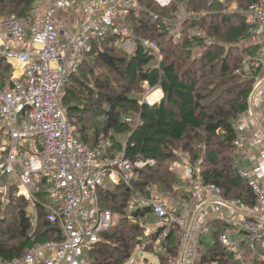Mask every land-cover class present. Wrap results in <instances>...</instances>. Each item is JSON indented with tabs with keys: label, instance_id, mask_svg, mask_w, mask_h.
<instances>
[{
	"label": "built area",
	"instance_id": "2783aa9c",
	"mask_svg": "<svg viewBox=\"0 0 264 264\" xmlns=\"http://www.w3.org/2000/svg\"><path fill=\"white\" fill-rule=\"evenodd\" d=\"M154 1L161 8L176 3L171 17L154 16L174 41L216 42L208 43L204 29L190 26L206 13L187 11V0ZM217 1L225 13L238 15L248 28L239 44L245 52L235 74L253 86L247 110L235 120L233 145L239 175L248 184L255 205L224 202L221 188L204 181L201 158L193 163L188 160L183 167L192 186L187 197L211 194L213 202H205L202 209L207 211L211 203L220 220L245 233L248 249L255 250L264 243V0H255L247 9L232 7L228 0ZM74 2L81 3V19L73 31L63 30V13ZM141 11L138 0H35L29 16H0V60L13 68L10 84L0 90L1 200L4 206L9 204L12 188H16V195L30 203L36 223L38 193L44 189L47 203H41L61 238L36 244L23 256L0 264H91L90 253L114 223L112 212L100 205V190L108 185L132 187L136 171L154 165L152 160L127 159L125 147L113 156L109 143L100 142L96 148L78 143L64 106L65 87L91 52L93 41L114 35L116 46L123 49L125 19ZM141 42L158 53L155 43ZM126 122L132 125L134 121L127 118ZM181 201L186 208L188 198ZM128 205L130 210H151L154 227L140 226L146 233L159 232L157 245L172 227L180 229L181 256L172 259V264H197L203 244L200 235L187 227L185 215L178 212L177 199L150 186L145 195L135 192ZM227 207L243 216L237 221L227 219ZM205 211L197 221L199 226ZM221 243L236 256L238 247L229 230L222 233Z\"/></svg>",
	"mask_w": 264,
	"mask_h": 264
},
{
	"label": "trees",
	"instance_id": "16d2710c",
	"mask_svg": "<svg viewBox=\"0 0 264 264\" xmlns=\"http://www.w3.org/2000/svg\"><path fill=\"white\" fill-rule=\"evenodd\" d=\"M254 1L228 0V4L247 9ZM138 2L142 11L132 12L125 19L132 32L128 38L135 43L134 52L118 48L114 35L93 41L91 52L83 57L78 72L65 87L64 106L78 143L96 148L105 142L113 156L125 147L129 160L154 161L153 166L136 171L132 187L122 184L100 190V205L112 212L114 223L90 253L91 264H127L139 246L150 249L156 245L159 232L145 234L139 223L149 219L151 210H130L128 201L135 192L145 195L150 186L171 197L178 179L165 164L174 158L169 150L177 145L190 162L203 158V179L220 187L222 197L249 207L255 205L233 159L235 120L247 110L252 91L251 82L235 74L242 63L244 49L239 44L247 24L238 15L225 13L217 0H187V10L206 13L190 26L206 30L219 43L205 45L201 39L176 42L161 21L154 20L156 15L171 17L176 3L161 8L154 0ZM34 5L35 0H0V16H29ZM146 40L156 45L161 40L158 49L162 61L142 46L141 41ZM198 48L205 49L199 66L190 59ZM179 51L182 54L176 56ZM96 62L105 70L103 79H98ZM185 65L187 69H183ZM12 71L0 60V90L10 84ZM141 84H147L152 91L162 90V100L152 106L142 103L145 92ZM127 118L134 123L128 124ZM9 197L10 203L4 206L0 196V261L21 257L36 244L61 239L59 228L48 221L42 205L47 203L44 189L38 193L36 223L30 203L17 196L15 188ZM210 224L214 241L209 253L202 248L197 264H239L234 253L221 243L222 233L232 227L220 219ZM159 245L166 256L180 257V229L172 227ZM260 249L252 264H264V250Z\"/></svg>",
	"mask_w": 264,
	"mask_h": 264
},
{
	"label": "rangeland",
	"instance_id": "374dc122",
	"mask_svg": "<svg viewBox=\"0 0 264 264\" xmlns=\"http://www.w3.org/2000/svg\"><path fill=\"white\" fill-rule=\"evenodd\" d=\"M184 6H185V4H184ZM231 6H232V4H231ZM235 6L236 5H233L232 7H235ZM185 9H186V7H185ZM187 11H189V10H187ZM124 32L126 33L125 38H124L125 39L124 43L126 44L128 42V40H130L128 37L132 36V32L129 29V25H128V23L126 24V22H125V26H124ZM206 34H207V32L205 30V36H206ZM208 37L210 38V39H208V43H209L211 41V39H213V38H211L210 36H208ZM145 42L146 43H154V42H150L149 40H146ZM157 42H158V45H159L161 43V40H157ZM217 43H219V42H217ZM158 45H157V47H158ZM125 47L127 48V46H124L123 49L127 53L131 54L130 52H128L126 50ZM158 48H160V45H159ZM241 49H243V48H241ZM204 50H205L204 48H198L197 50L192 52V55H191L190 59H192V62L195 61V65L199 66L201 64V57H202V54H203ZM244 52L245 51H243V53H242V57H243ZM153 53H154L155 56H157L158 61L161 60V56L159 54V49H158V53H156L155 51ZM181 54H182V52L179 51V52H177L176 56H179ZM95 68H96L95 69L96 73L99 74V78L98 79H103L102 75H105L104 68L102 66L98 65V62H96ZM183 69H187L186 65L183 66ZM91 85H94V78L91 81ZM251 86H253V82H251ZM141 87H142V89L145 92L144 93V95H145V97H144L145 99L144 100L146 101V100H148L149 95H151V93L154 92V91H152V89H150L147 84H141ZM147 102H149V101H147ZM118 139L122 140V142H123V137H119ZM178 146H180V145H177V147ZM196 146H198V145H196ZM177 147H175L173 150H169V151H173L174 158L172 160L168 161L165 164V166L168 167L169 171L175 173V175H176V177L178 179V182H177V185L175 187V190L171 193V197L175 196L176 198H181V197H186L185 193H187L186 189H184V188L179 190L180 189V184L184 185V181H185L184 178H183V175L185 174V169L183 170L181 168V166H185L188 163V159H187L188 156L186 154H184L181 149H179L180 147L179 148H177ZM196 149H197V147H196ZM198 149H200V148L198 147ZM235 152H237V149L234 147L233 154ZM231 154H232V151H231ZM245 154H248L247 151L245 152ZM224 155H228V153H224ZM233 159H234V161L236 160V158H234V157H233ZM202 160H203V158H202ZM219 169H222L221 165L219 166ZM181 178H182V181H181ZM185 179H186V177H185ZM107 183H109V182H107ZM108 187L111 188V189L113 188L111 185H108ZM190 199H192V198H188V200H190ZM222 200L224 202L231 201V200L225 199L224 197H222ZM180 205L183 206V208H181V212H182L185 209V205H184V203L181 200L179 201V206ZM179 206L177 208L178 212H179V209H180ZM208 210H209V213H207V215L209 217L213 216V217H211L213 220L217 219V218H220L219 214H217V213H215V215H211L212 212H214L213 205L208 207ZM181 212H179V213L181 214ZM139 223L146 224L147 229L148 228H153L154 225H155L154 221H153V217L151 215L149 216V219H147V220L145 219V221L143 220V221H140ZM187 227H188V224H187ZM147 229L146 228L144 229L145 230L144 231L145 234L147 232ZM212 232H213V228H212V226H209L206 229V231L202 232V234H201V241H202V244H203V251L208 252V253H209V250L211 248V244L214 241V236H213ZM241 239H247V236L245 234H242ZM144 246H139L138 248H136L133 251V253H132V261H129L127 264H168V263H170V261H172V259H174V258H170V254H167V256H166L165 250L163 248H161L160 245H157V244L153 245V246H151L150 249H146V248H144ZM260 248H263L262 250H264V243L262 245H260L259 247H257V249L250 250V251H247L248 249L246 250L245 248H243V246H240L239 249H238V253H236L235 257L239 260V264H252L251 261L256 257V255H259V252L261 251ZM171 257L178 258L179 256L177 254L176 256H171Z\"/></svg>",
	"mask_w": 264,
	"mask_h": 264
},
{
	"label": "crops",
	"instance_id": "0c3cea01",
	"mask_svg": "<svg viewBox=\"0 0 264 264\" xmlns=\"http://www.w3.org/2000/svg\"><path fill=\"white\" fill-rule=\"evenodd\" d=\"M80 13H81V3H78V2H74L70 8L68 10H66L64 13H63V23H61L60 25V28H62L63 30H67V31H73L74 29L77 28V24L79 22V20L81 19L80 18ZM131 40V39H130ZM128 40V42L126 44H124V46H127L126 50L130 53H133L134 50H135V43L133 40ZM157 91H160L161 92V100L163 98V92L162 90L158 89V90H155L154 92H152L151 94H154L155 92ZM150 96V95H149ZM160 100V101H161ZM160 101H158L157 103H159ZM142 103H145V104H149V105H155V104H151L149 102H147V100L143 101ZM184 166H181L182 169ZM183 178H184V185H181L180 184V189H186V192L185 195L186 197H181V198H176L175 196L174 197H168L170 199L172 198H175V199H178V201L182 200L183 198H189L187 197V195L189 194V191L191 190V184L185 179V175H183ZM181 181H182V178H181ZM164 196L167 197L166 194L163 193ZM212 195L209 194V193H204L202 194V196H200V198H197V199H190L188 200V205L186 206V208L184 209V211L181 212V208H183V206H179V212H181V214L185 215V217L187 218V223H188V226L190 227V229H192V231L194 232V234H199L200 235V238H201V234L202 232L206 231V229L211 226V222H214L215 220H219L220 218H217V219H212L211 217H209L207 215V213H209V210H208V207H210L212 204ZM205 202H211L210 204H208L206 207H207V211H205V209H202L204 208L205 206ZM178 208V207H177ZM214 208V207H213ZM202 209V210H201ZM186 210V211H185ZM205 211L206 213V217L204 218L203 220V224H201L200 226L197 224V221L199 220L200 216L202 215V213ZM186 212V213H185ZM241 212V211H240ZM238 210H233L230 209V208H226V217L227 219H233L234 221H237L238 219H240L241 215L243 216V214H241ZM215 211L212 212L211 215H215ZM219 214V213H217ZM220 216V214H219ZM153 221L155 222V219L153 218ZM232 227V226H231ZM230 231V234H231V237L232 239L235 241V243L237 244V247L239 249V247L241 246L242 243L243 244V248L246 249L247 247V239H241V236L242 234H245L243 232H239L237 229L235 228H231V229H228ZM246 235V234H245ZM241 250V249H240ZM242 251V250H241Z\"/></svg>",
	"mask_w": 264,
	"mask_h": 264
},
{
	"label": "bare ground",
	"instance_id": "6f19581e",
	"mask_svg": "<svg viewBox=\"0 0 264 264\" xmlns=\"http://www.w3.org/2000/svg\"><path fill=\"white\" fill-rule=\"evenodd\" d=\"M161 92L157 91L154 94H151L147 101H149L151 104L157 103L159 100H161ZM14 189V188H13ZM16 189V188H15Z\"/></svg>",
	"mask_w": 264,
	"mask_h": 264
},
{
	"label": "water",
	"instance_id": "95a60500",
	"mask_svg": "<svg viewBox=\"0 0 264 264\" xmlns=\"http://www.w3.org/2000/svg\"><path fill=\"white\" fill-rule=\"evenodd\" d=\"M142 46H143L144 48H146V45L143 44V43H142ZM161 69H164V65H163V63H161Z\"/></svg>",
	"mask_w": 264,
	"mask_h": 264
}]
</instances>
